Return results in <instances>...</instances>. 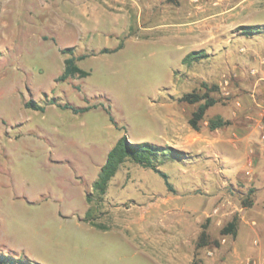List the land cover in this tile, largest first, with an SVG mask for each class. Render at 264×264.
Segmentation results:
<instances>
[{"label": "rangeland", "instance_id": "rangeland-1", "mask_svg": "<svg viewBox=\"0 0 264 264\" xmlns=\"http://www.w3.org/2000/svg\"><path fill=\"white\" fill-rule=\"evenodd\" d=\"M250 25L264 28V0H0V264H171L176 252L154 213L176 210L190 234L197 200L210 244L182 240L180 264H232L234 238L220 230L234 216L241 230L260 231L264 246V189L256 211L263 219L244 206L258 193L252 152L236 172L226 157L236 164L241 154L210 143L228 127L211 122L232 121L243 101L261 99L243 115L261 126L264 33L237 30ZM205 29L211 37H202ZM67 48L87 56L77 62L87 77L59 80ZM197 50L206 58L181 63ZM212 86L217 102L193 130L189 119L203 102L178 99ZM64 105L91 109L74 114ZM122 136L175 151L155 159L170 190L127 160L102 199L92 195Z\"/></svg>", "mask_w": 264, "mask_h": 264}, {"label": "crops", "instance_id": "crops-1", "mask_svg": "<svg viewBox=\"0 0 264 264\" xmlns=\"http://www.w3.org/2000/svg\"><path fill=\"white\" fill-rule=\"evenodd\" d=\"M223 13V12H222ZM216 15H219L218 12ZM211 26V25H209ZM211 29V28H210ZM210 29H205L204 34H202V37H211L212 31ZM190 32V30H188ZM262 91V90H261ZM261 95L264 92H259ZM261 99H254L248 100L247 102H242V104H239V108H237L236 112L233 113V120L229 121V124L227 125V129H223L219 132L212 133V140L211 144L215 145L214 148L216 149L219 146L220 151L225 153L226 150H232L237 152L238 154H241V159L234 164V160L231 158L226 157V160L233 161V165H237L236 172H241L245 169L246 163L245 158H247L248 151L250 150L253 154V161L247 165V167H250L251 173H252V181H255L258 184V193L256 195L255 201L251 203V207L254 209L255 213L253 215V219L261 218L263 219L258 212V208H262V206L259 203L260 196L263 193L264 189V176L261 174L264 171V138H262V132L264 130V125L262 124V118L264 115V110L261 114V120L260 122L261 126H257V123L254 124V122L249 121L246 119L243 115L244 113L248 112L251 108L253 109L255 105L261 106L263 105L262 101H259ZM264 101V100H263ZM209 111H211V108L206 112L209 114ZM211 115V114H210ZM216 117V116H215ZM174 117L170 118L173 122V131L175 132L174 127ZM257 122V121H256ZM232 133V134H231ZM216 137V138H215ZM236 140V143L234 144ZM165 142L168 143L166 140ZM209 143V142H208ZM217 150V149H216ZM220 153V152H219ZM159 169V168H158ZM168 176V175H167ZM194 202V201H193ZM209 204L211 205V202L208 203L206 206L209 207ZM205 206L204 202L201 201H195L194 204L190 205L189 208L194 212V221L192 222L191 226L193 227V230L190 234L187 233V228L185 227V223L182 224V221L179 219L180 215L179 213H176V210H170V211H163L158 210L154 214L158 215V219L160 220L159 223L163 224L162 230H167V241H169V244H167V249L173 252H176V255H172L167 261L171 264H180V252L182 250V240H186L188 237L192 236L194 239V242L197 244L198 236L202 230V225H208V221L206 220L205 223L202 222V216L200 215L201 209H203ZM168 216H172L170 222L163 221L166 220ZM145 217V216H144ZM253 225H255V222H252ZM177 225L176 232H172L171 226ZM183 225V226H182ZM206 227V232L208 234ZM186 231V232H185ZM252 235V244H249V240L247 241V237L249 235ZM262 233L260 231H257L256 228H248L244 231L241 230V228L238 226L236 236L231 241L230 246L233 248V255H232V264H264V246L261 243H258V238L261 236ZM255 237H257L255 239ZM165 238L162 239L161 244L164 245L166 242ZM228 241V240H227ZM196 244L194 247H196ZM248 248H247V246ZM241 254L245 255L244 257H241ZM251 254V255H250ZM204 264H213L212 260H208L204 262ZM224 264V263H221ZM229 264V263H225Z\"/></svg>", "mask_w": 264, "mask_h": 264}, {"label": "trees", "instance_id": "trees-1", "mask_svg": "<svg viewBox=\"0 0 264 264\" xmlns=\"http://www.w3.org/2000/svg\"><path fill=\"white\" fill-rule=\"evenodd\" d=\"M168 2H174L175 0H167ZM242 35H254L259 33H264V28L259 25H250V26H240L237 29ZM121 45L114 50H119ZM63 54H68L69 57L64 60V68L63 72L59 78L60 81H66L69 78L79 77L85 78L89 75L88 72L82 70L78 67L77 62L84 60L87 56L82 55L79 57L73 56V49L67 48L62 51ZM101 53H107L106 50L101 51ZM207 56L204 50L191 51L186 54L181 63L185 66H190L193 63H197ZM206 92L204 94L199 93H190L185 94L178 99L179 102L185 103L188 105H194L200 102L197 109L192 113L191 118L189 119V125L193 130L198 129V123L201 122L207 112V110L212 107L217 101L208 96L210 92H216L218 89L216 86H212L210 88H205ZM26 108H32L34 110H38L43 112V108H39L33 102H28L25 104ZM63 109H69L74 114L83 113L90 110V107L84 109H78L74 107H70L68 105L62 106ZM112 121V119H110ZM262 123L264 125V115L262 118ZM229 122L221 121L220 119H216L211 122V128H218L220 126L228 125ZM169 151L175 153L172 148L164 149L160 146H156L149 143H131L127 140L126 136L120 137L114 146L109 150L106 155V159L104 164L101 166L98 175L95 181L92 183V195H95L99 200L105 195L109 182L116 175L120 166L127 160L133 162L134 164L153 171L160 178L163 179L165 186L168 190H170V184L168 182V176L158 169V166L155 164V159L164 155V151ZM250 206L251 202H245L244 206ZM86 217H90V212H86ZM208 221V220H207ZM91 227L95 229H102L100 226L90 223ZM206 225H202V230L198 236L196 248L206 247L210 244L209 236L206 232ZM238 229V218L234 216L229 222L226 223L220 230L221 236H231L234 238L236 236ZM216 243V242H215ZM0 258H3L0 256Z\"/></svg>", "mask_w": 264, "mask_h": 264}]
</instances>
